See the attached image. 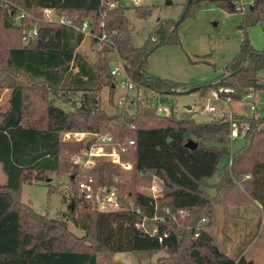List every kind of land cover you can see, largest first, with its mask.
<instances>
[{
  "label": "trees",
  "instance_id": "1",
  "mask_svg": "<svg viewBox=\"0 0 264 264\" xmlns=\"http://www.w3.org/2000/svg\"><path fill=\"white\" fill-rule=\"evenodd\" d=\"M239 1L190 0L183 18L207 2L237 12ZM154 7L133 8L137 17L146 19ZM263 7L264 0H252L242 12L240 45L224 71L212 81L193 85L146 69V59L157 47L179 43L177 28L183 18H177V24L166 20L156 25L153 39L133 46L125 14L128 6L109 8L103 0H0V89L10 90L7 107L0 111V167L6 176L0 184V264H120L113 255L121 251L166 254L152 264H254L241 253L234 258L221 251L213 228L219 205L255 201L264 219V116L244 119L249 128L241 146L231 153L229 128L223 120L178 117L171 103L170 113L159 115L141 101L132 112L122 108L109 113L101 106V90L109 86L112 103L115 78L103 56L111 51L138 86L161 95L204 94L219 86L262 90L256 75L264 68V50L255 49L245 31L261 19ZM43 8L71 18L75 27L88 20L96 37L107 36L110 42L89 38L101 46L95 66L77 51L84 35L43 20ZM17 12L21 17L15 24ZM33 23L37 33L24 42L23 34ZM77 131L109 134L107 148L133 140L120 152L121 161L132 165L131 180L123 181L127 170L103 156L95 157L89 168L73 164L71 156L86 146L64 139V134ZM189 140L196 142L195 148L186 147ZM225 156L230 162L223 166L219 181L209 183L206 179ZM69 173L74 177L72 189L62 194L68 202L63 219L49 218L21 201L23 182ZM89 178L96 187H115L121 208L99 212L81 202L76 184ZM154 178L163 183L156 209L147 191ZM204 187L216 191L211 195ZM179 210L185 214H177ZM203 217L207 221L201 224ZM67 221L83 234L71 231Z\"/></svg>",
  "mask_w": 264,
  "mask_h": 264
},
{
  "label": "rangeland",
  "instance_id": "2",
  "mask_svg": "<svg viewBox=\"0 0 264 264\" xmlns=\"http://www.w3.org/2000/svg\"><path fill=\"white\" fill-rule=\"evenodd\" d=\"M248 1V0H245ZM122 3L129 8L125 10L128 18L131 43L133 46H140L147 38L153 39L151 32L153 28L166 20H177L184 9L186 0H122ZM252 3V2H251ZM251 3H246L244 9L247 11ZM154 5L152 14L142 19L137 17L134 6ZM227 12L213 2L202 3L191 15L183 18L178 26V44H167L157 47L146 59V69L149 73L174 80L177 82L202 85L218 77L225 65L237 53L243 33L239 31L243 21L242 12ZM21 12L13 16V22L18 24ZM177 22V21H175ZM250 43L255 49L264 50V7L261 19L254 25L249 26L245 31ZM101 46L92 43L88 37L81 42L77 51L93 66L98 63V50ZM108 59L109 65L117 61L114 51L103 52ZM257 83L263 86L261 89L252 87L257 93L253 97L258 101L264 95V68L256 75ZM109 86H103L101 90V106L109 113L117 109H124L132 112L138 101L147 106H155L160 100L164 103L176 105L178 117L191 115L197 122H207L210 117L202 114L197 109L186 107L193 105L192 94H181L171 96L172 98L152 97L148 93L136 89L126 91L121 84V77L114 80V91L112 92V103L109 102ZM127 92V93H126ZM198 93V92H197ZM10 90L0 89V111L7 107ZM78 93L71 94L74 98ZM70 96V95H69ZM127 96L120 106L121 97ZM58 105L63 106L57 102ZM235 106V104H232ZM246 108L248 105H245ZM264 116V109H260V115ZM243 142L242 138L234 139L230 144V152L237 150ZM230 160L229 156L221 158L218 168L212 177L207 178L210 183H217L223 173V166ZM131 173L125 171L121 177L123 181L131 180ZM6 181V176L0 167V184ZM62 182L68 183L66 175L61 177L52 176L47 180H32L23 182L20 190V199L29 204L36 212L53 219H63L68 211V202L62 200L65 190ZM211 195L215 193L214 187H204ZM252 202V201H249ZM248 210H235V205L227 208L217 206L215 209V224L213 228L214 242L221 247H233L232 256L235 258L238 253L247 260H254L255 264L264 263V220L260 218L259 209L254 203H247ZM65 212V213H64ZM64 213V214H63ZM229 213L230 220L224 232L225 214ZM71 231L81 236L83 232L70 221H67ZM216 229V232H215ZM243 232V234H242ZM225 234V235H224ZM166 255L163 251L149 254L145 251H121L113 255L114 260L120 264H152L158 258Z\"/></svg>",
  "mask_w": 264,
  "mask_h": 264
},
{
  "label": "built area",
  "instance_id": "3",
  "mask_svg": "<svg viewBox=\"0 0 264 264\" xmlns=\"http://www.w3.org/2000/svg\"><path fill=\"white\" fill-rule=\"evenodd\" d=\"M103 1L109 8L125 6V4L122 3V0ZM133 1L136 2L138 0ZM247 2L251 3L252 0H240L237 9L239 11L242 10L241 7L244 9V5ZM41 11L43 15L42 18L45 21L55 22L67 27H73L81 32L84 37H96L90 27L88 20L83 21L81 25L75 27L73 25L72 19L66 17L62 13H56L50 8H43ZM36 33V23H33L32 26L24 32L22 37L23 41L28 42L36 35ZM96 38L98 39L99 43L110 42L105 34H102L101 36ZM115 54L117 55V61H114L111 65L110 74L111 76H113V78L117 76L121 77V84L126 88L127 92L133 89L134 91L138 89L145 93H148L152 97L154 96L157 98H172L171 96L161 95L155 91L138 86L128 75L124 67V63L120 59L118 54L116 52ZM256 93L257 92L252 87L246 88L242 91H238L234 87L229 86H219L218 88L208 90L204 94L192 92L190 94H192L194 99L193 105L187 106L186 109H197V107H199L200 113L206 114L210 117V119H220L226 122L229 128L228 137L231 144L234 139H243V137L245 136V133L249 128V124L245 122L244 119L257 117L260 115V109H264V95L258 101H255L253 97L256 96ZM125 97L127 98V96L121 97L119 101L120 106L124 103V100L126 99ZM169 104V102L164 103L159 100L153 107L156 108V111L159 115H168L170 113ZM232 104H235V106H233ZM245 105H248V107L246 108ZM122 108L124 107L122 106L121 109ZM173 110L176 114V105L174 106ZM64 139L83 141L85 143V146L86 144H88V147L86 146L83 151L74 153L71 156L73 164L77 165L79 168L92 167L95 163V157L98 156L106 157L111 162L119 164L124 170L129 171L132 168V165L129 162L121 161L120 152L125 151L130 145H132L133 140H127L126 143L107 148V146L111 144L112 140L109 134L79 131L67 132L64 134ZM72 176L74 177L72 173L66 174L68 183L62 182V188L65 191H69L70 189H72ZM76 185L79 191L80 201L87 204L91 209L99 212H110L119 210L121 208L118 200V191L115 187H96L94 186L91 178L78 181ZM147 191L149 196L152 198V205L154 209H156V200L157 198L161 197L163 193L162 180H160L159 178H154L151 184L148 186ZM166 212L169 213V210L166 209ZM177 214L184 215L185 212L183 210H179ZM171 217L175 218V214H171ZM154 218H157V216L155 215ZM159 219L164 220V217L161 216L159 217ZM206 221L207 218L203 217L200 220V223L202 224ZM161 239L162 237H159L160 241Z\"/></svg>",
  "mask_w": 264,
  "mask_h": 264
},
{
  "label": "crops",
  "instance_id": "4",
  "mask_svg": "<svg viewBox=\"0 0 264 264\" xmlns=\"http://www.w3.org/2000/svg\"><path fill=\"white\" fill-rule=\"evenodd\" d=\"M207 180V179H206ZM210 183V182H209ZM211 184H214V183H211ZM247 203H254L255 205H256V207H258V209H259V215H260V218L262 217V219H263V215H262V211H261V208H260V205L257 203V202H255V201H252V202H244V203H239V204H230V205H235V210L237 211H239L240 209L238 208V207H241V209H243V210H245V211H247L248 210V206H247ZM230 205H228L229 207H230ZM227 206V207H228ZM229 220H230V215H229V213H227V214H225V222H224V232H225V230H226V228L228 227V222H229ZM264 220V219H263ZM214 222H215V215H214ZM215 224V223H214ZM215 232H216V229H215ZM213 233H214V231H213ZM242 234H243V232H242ZM225 235V234H224ZM213 237H214V235H213ZM215 238V237H214ZM217 245H218V247L220 248V250L221 251H223L225 254H227V255H229V256H232V254H235L234 252H233V247H228V246H226V247H221V245L219 244V243H216ZM252 261H253V263L255 264V261L252 259ZM264 264V263H263Z\"/></svg>",
  "mask_w": 264,
  "mask_h": 264
},
{
  "label": "water",
  "instance_id": "5",
  "mask_svg": "<svg viewBox=\"0 0 264 264\" xmlns=\"http://www.w3.org/2000/svg\"><path fill=\"white\" fill-rule=\"evenodd\" d=\"M189 1H190V0H186V3H185V5H184V9H183L182 13H181L180 16H179V20L182 19L183 16L185 15V13H186V11H187V9H188ZM179 20H177L176 24L179 22ZM185 145H186V147H188V148H195L197 144H196V142H194L193 140H189ZM86 146L88 147V144H86Z\"/></svg>",
  "mask_w": 264,
  "mask_h": 264
}]
</instances>
